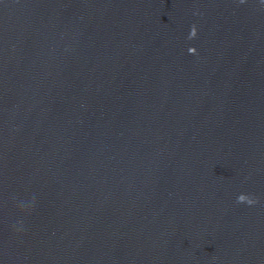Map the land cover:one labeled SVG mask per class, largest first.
Segmentation results:
<instances>
[{
    "label": "water",
    "instance_id": "water-1",
    "mask_svg": "<svg viewBox=\"0 0 264 264\" xmlns=\"http://www.w3.org/2000/svg\"><path fill=\"white\" fill-rule=\"evenodd\" d=\"M0 264H264V0H0Z\"/></svg>",
    "mask_w": 264,
    "mask_h": 264
},
{
    "label": "clouds",
    "instance_id": "clouds-1",
    "mask_svg": "<svg viewBox=\"0 0 264 264\" xmlns=\"http://www.w3.org/2000/svg\"><path fill=\"white\" fill-rule=\"evenodd\" d=\"M241 2H243V0H241ZM198 35V29L195 25L192 26L191 30H190V35H189V39H195ZM190 54H197V49L195 47H191L189 49ZM257 201L252 198L250 195L246 194V193H241L238 197H237V203H247L249 205L255 204Z\"/></svg>",
    "mask_w": 264,
    "mask_h": 264
}]
</instances>
